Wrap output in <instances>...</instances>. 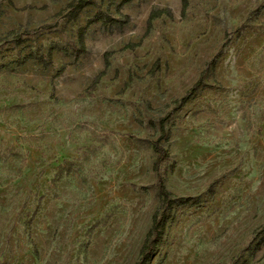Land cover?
I'll use <instances>...</instances> for the list:
<instances>
[{"label": "rangeland", "instance_id": "1", "mask_svg": "<svg viewBox=\"0 0 264 264\" xmlns=\"http://www.w3.org/2000/svg\"><path fill=\"white\" fill-rule=\"evenodd\" d=\"M70 1L0 0V264H135L155 141L148 264H264V0Z\"/></svg>", "mask_w": 264, "mask_h": 264}, {"label": "trees", "instance_id": "2", "mask_svg": "<svg viewBox=\"0 0 264 264\" xmlns=\"http://www.w3.org/2000/svg\"><path fill=\"white\" fill-rule=\"evenodd\" d=\"M93 0H71L66 8L68 9L67 17L70 20H75L79 16V14L88 6L92 4ZM187 5V0H182V9H184ZM162 14L166 16H170V12L168 10H154L151 11L147 20V28L146 32H148L151 22L160 17ZM101 21L102 23L113 22L112 19L108 18L103 14H99L94 19L90 20L88 24H92L95 22ZM84 32L85 28H80L78 30V43L83 49L84 47ZM137 44H130L128 46H135ZM112 55V52H106L104 54V64L105 67L108 65V58ZM41 62V61H40ZM104 70L97 74L89 86L85 89V93L90 92L93 88L99 83L101 76L103 75ZM187 97H183L181 102L184 103ZM161 131L163 132V121L160 124ZM152 152L154 154V161L152 164V171L156 174L157 178V190L159 194V204L157 209L152 215L151 225L146 233L144 240L138 251V258L135 264H148L151 260L153 251L157 246L158 242L161 240L164 230L165 224L169 218V214L172 209L182 202L181 199H175L171 193L168 192L166 187L163 184L162 178L159 174L161 164L168 158L169 154L166 148H164L159 141H155L152 144Z\"/></svg>", "mask_w": 264, "mask_h": 264}]
</instances>
